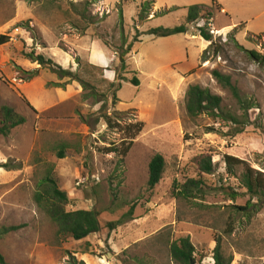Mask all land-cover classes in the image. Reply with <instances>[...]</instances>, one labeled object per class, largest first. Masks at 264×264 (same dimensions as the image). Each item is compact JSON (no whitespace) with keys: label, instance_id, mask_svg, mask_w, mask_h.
<instances>
[{"label":"rangeland","instance_id":"374dc122","mask_svg":"<svg viewBox=\"0 0 264 264\" xmlns=\"http://www.w3.org/2000/svg\"><path fill=\"white\" fill-rule=\"evenodd\" d=\"M81 1L0 0V36L8 37L0 44V106H11L27 119L9 136L0 135V163L21 164L15 170L0 167V228L21 226L0 236V253L9 264H68L72 255L86 264H175L168 246L189 236L197 261L214 264L220 237L231 264H264V199L245 194L233 202L222 188L246 191L238 178L243 168L236 176L228 174L226 154L264 172V65L247 52L264 54V0H217L223 8L215 10L211 28L224 45L218 57L207 52L210 42L199 35L203 20L189 24L186 33H148L186 24L188 6L211 0H149L154 6L141 21L137 13L145 0H122L121 13L118 0H97L89 8L96 22L86 29L70 5ZM136 28L140 41L133 43L123 71L119 52L134 41ZM31 52L82 74L107 91L106 103H96L78 81L39 64ZM86 64L103 71L86 69ZM214 69L230 74L254 102L241 136L206 113L187 114L191 85L208 88L222 97L225 109L241 114L232 94L212 76ZM119 73L128 79L121 81L114 103L100 78L115 81ZM134 76L138 86L130 81ZM105 115L120 126H110ZM135 122H143V129L123 155L120 149L131 134L126 127ZM63 144L65 157L58 158ZM111 146L116 151H108ZM156 153L164 156L166 166L150 190L149 163ZM200 154L212 157V174L194 165ZM45 162L55 165L60 187L70 197L68 210L99 211L98 233L54 243L57 226L34 200ZM192 177L205 182V199L176 198L174 187ZM248 201L246 211L231 206ZM133 205V219L111 229L109 223ZM230 221L234 230L227 234ZM158 234L166 238L161 241Z\"/></svg>","mask_w":264,"mask_h":264},{"label":"trees","instance_id":"16d2710c","mask_svg":"<svg viewBox=\"0 0 264 264\" xmlns=\"http://www.w3.org/2000/svg\"><path fill=\"white\" fill-rule=\"evenodd\" d=\"M136 0H133L135 2ZM97 0H83L81 2H70L72 10L79 16L81 23H84V29L88 28L89 25L96 22V16L89 13V8ZM211 4H194L188 6V12L186 16V24L179 26L165 28V27H154L151 28L148 33L155 37H165L176 33H186L188 31V25L197 22L198 20H203L204 24L198 27L199 35L204 40L210 42L207 49L212 50L213 56L218 57L224 51V45L221 42H217L213 35V21L215 10L222 9V6L217 2V0H211ZM155 1L150 2L145 0L139 4L137 17L139 21L147 18L150 14V10L154 6ZM122 0H118V8L120 13L122 12ZM212 27V28H211ZM236 29V28H235ZM137 33L134 36V41L130 43L127 47L121 48L119 52L120 67L124 71L127 68L126 57L131 52L133 43L140 41L141 32L136 28ZM260 37V35L258 36ZM8 37L1 35L0 44L5 43ZM238 47H243L241 44L236 43ZM206 52V53H207ZM248 54L252 59L258 63L264 65V54L258 50L251 49L247 50ZM33 59L38 61L39 64L45 66L49 64L53 71L59 73L64 77L73 78L78 81L83 89H88L89 92L86 95L97 98L99 101L106 103V98L108 96L107 91L100 90L95 84L90 80L84 78L82 74L78 72H73L70 69L63 68L60 64L56 63L53 59L47 58L44 54H35L31 52L29 54ZM207 56H205V59ZM79 64H82L80 58L77 59ZM87 67L100 69L92 64H86ZM212 76L214 79L225 89H227L232 96L237 101L241 114L234 113L222 105L223 99L220 95H216L210 92L208 88L201 87L199 85L189 86L186 94L185 107L187 114L191 117H197L202 113H206L214 119L219 120L230 125V130L232 135L241 136L246 133L245 126L248 124V111L254 106L252 98L243 94L239 86L233 81L232 76L228 73H224L218 69L212 70ZM102 82H107V90L112 91L113 102L116 103L118 98L116 95L117 89L121 85V81L128 79L125 75L119 73L118 79L115 81L107 80L103 74L101 76ZM135 85H139V79L134 76L131 80ZM102 97V98H99ZM100 99V100H99ZM108 124L112 127H119L118 122L111 120L110 116H104ZM27 119L18 113L13 107L8 105L0 106V135L9 136L11 131L25 124ZM143 122H135L128 124L126 130L129 131L130 141L127 145L120 149L123 155H126L130 150L134 138L143 129ZM66 145L63 144L59 147L56 155L58 158L65 157ZM108 151H116L114 147L108 148ZM36 162L40 161V158L35 159ZM224 161L226 163V170L228 174L236 176V170L240 167L243 171L239 175V180L242 186L246 189L245 192H238L231 187H223L225 194L234 202L238 197L245 194L250 195V197H258L264 199V172L253 168L248 165L244 160L239 157L226 154L224 156ZM43 168V175L38 181V188L34 193V200L37 205L44 210V212L50 217V219L56 224L57 232L55 235L54 243L56 245H61V243L68 238L74 240H82L91 234L98 233L101 230V225L99 221V211L94 209H73L68 210L67 207L70 204V197L68 193L60 187L59 178L55 171L54 163L45 162ZM194 165L198 168L201 173L212 174L215 170V164L212 157L209 154H200L193 158ZM166 162L164 156L160 153H156L150 160L149 171H148V189H153L162 179L163 173L165 171ZM0 167L7 170H15L21 167V164H10L8 162L0 163ZM205 182L200 178H188L185 182L178 184L174 187V196L178 199L198 201V199H205ZM232 207L238 209L239 211H246L251 206V201H248L246 205L239 206L232 204ZM135 205L131 206L130 210L124 214V216L116 221L109 223V227L114 229L115 226L123 224L127 220H132ZM127 219V220H125ZM228 227L226 233L230 234L234 230V224L232 221L228 222ZM21 226H3L0 228V236L4 235L10 231L18 230ZM169 235V233H168ZM164 236V237H163ZM158 234V239L161 241L166 238V234ZM157 238V237H156ZM169 255L172 262L175 264H204L202 260L197 261L195 256V246L191 241L189 236L181 237L177 240H173L169 246ZM214 264H231L232 257L226 256L224 254L221 238L216 239V246L213 251ZM0 264H9L5 257L0 253ZM68 264H86L84 260L77 259L76 256H71Z\"/></svg>","mask_w":264,"mask_h":264},{"label":"crops","instance_id":"0c3cea01","mask_svg":"<svg viewBox=\"0 0 264 264\" xmlns=\"http://www.w3.org/2000/svg\"><path fill=\"white\" fill-rule=\"evenodd\" d=\"M223 8V7H222ZM231 27L230 26H225V27H222V29H225V30H228L230 29Z\"/></svg>","mask_w":264,"mask_h":264}]
</instances>
